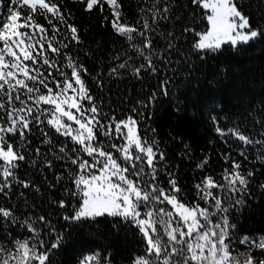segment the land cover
I'll return each mask as SVG.
<instances>
[{
	"label": "snow or ice",
	"instance_id": "6c2138e0",
	"mask_svg": "<svg viewBox=\"0 0 264 264\" xmlns=\"http://www.w3.org/2000/svg\"><path fill=\"white\" fill-rule=\"evenodd\" d=\"M10 2L15 6L0 18V195L11 199L14 187L32 188L40 194L39 185L20 179L18 169L30 155H43L39 147H30L29 135L34 129H39L44 138L42 144L50 150L55 147L44 130L48 127L73 143L71 148L61 145L53 153L55 159L76 166L69 179L74 185L71 195L79 198L78 207L72 205V215L63 219L80 222L119 217L136 227L145 247L132 264H264V235L237 237V225L231 220L232 213L243 207L245 197L250 195L254 172H243L241 163L232 159L230 167L220 173V180L207 173L200 178L194 184L196 199L187 200L175 174L161 167L165 155L155 129L140 128L138 117L144 114L134 108L136 115L117 120L115 115L104 113L90 95L83 79L90 73L70 54L69 45L82 41L78 28L69 23L71 14L66 8L62 11L63 0ZM80 2L89 12L97 6L103 11L107 4L113 30L129 43V49L113 57L121 62L110 69V76H119V70L125 69L141 79L142 72H158L157 60L168 62L165 53L175 50L176 37L172 32H162L160 23L171 19L175 0H146L147 6L139 8L140 19L134 24L123 17L118 0ZM239 2L191 0L205 26L200 31L186 26L181 35L192 34V48L198 53L219 51L224 45L236 49L264 38V28L252 26L249 16L238 7ZM38 16L48 26L38 23ZM195 16L194 13V20ZM157 36L165 42L163 50H157ZM129 50L135 55H130ZM135 59L143 63L137 66ZM97 85L101 86L102 81L98 79ZM162 92L167 94V82L162 84ZM155 99L153 93L147 102L138 104L147 108ZM148 131L153 133L151 138ZM215 131L233 135L244 146L264 147V139H253L238 127L225 131L217 126ZM239 155L247 159L243 149ZM221 156L228 164L231 153ZM260 158L264 160V154ZM208 162L205 157L196 167L203 171ZM31 163L36 166L37 161L32 159ZM42 163L49 170L53 167L51 159L45 158ZM161 172L168 177L167 187L160 182ZM54 179L58 184L64 176L56 174ZM48 186L55 187L51 182ZM260 187L264 189V184ZM19 197L27 202L23 191H19ZM58 204L61 208L69 206L63 199ZM37 221L48 226L43 215L21 221L15 207L0 204V223L20 224L32 234L12 239L10 246L0 243V264H50V254L64 238L57 233L49 246L41 238L43 228L37 226ZM237 241L245 250L237 247ZM110 256L108 253L101 260V253L96 251L83 256L79 264H111Z\"/></svg>",
	"mask_w": 264,
	"mask_h": 264
},
{
	"label": "trees",
	"instance_id": "16d2710c",
	"mask_svg": "<svg viewBox=\"0 0 264 264\" xmlns=\"http://www.w3.org/2000/svg\"><path fill=\"white\" fill-rule=\"evenodd\" d=\"M123 17L130 23L140 19L139 8L146 7V0H118ZM15 5L10 0H0V18L6 16ZM238 7L250 18L252 26L264 28V0H240ZM71 14L69 23L78 28L80 44L69 45L70 54L83 64L90 75H83L90 95L95 97L104 113L115 115L117 120L126 115H136L132 109L142 112L140 128L155 129L160 148L165 155L161 167L172 171L179 186L186 193V199L194 201V184L206 173L220 180V173L230 167L232 159L241 163V170L254 172L249 185L250 195L245 197V205L234 211L231 220L237 225L236 236L264 235V147L260 145L244 146L233 135H220L215 128L227 129L238 127L240 131L253 139H264V38L249 44H242L236 49L224 45L221 50L198 53L193 50L191 33L181 35L186 26L197 31L205 26L199 9L191 0H175L171 19L160 23L162 32H172L176 37V48L165 55L167 63L156 61L158 72H142V78H135L130 70L120 69L121 75H109L110 69L120 63L113 57L129 49V43L112 28L109 22L112 13L107 4L103 11L99 6L92 11H85V4L80 0H63V8ZM27 14L26 10H23ZM66 13V15H67ZM196 14L195 20L193 14ZM107 18V19H106ZM38 23L48 26L43 17H37ZM51 34V33H49ZM157 50H163L165 42L159 36L155 38ZM130 55H135L129 50ZM54 58V57H53ZM123 59V57H122ZM138 66L143 63L135 59ZM70 73V69H65ZM102 85H97V80ZM167 82V94L162 92V84ZM155 101L143 108L138 101L147 102L151 94ZM215 118V123L213 121ZM55 147L42 144L44 139L39 129L29 135L30 147H39L41 156L30 155L28 162H21L18 175L22 180H31L39 185L40 194L32 188H13L11 199L0 195V204L6 208L15 207V213L22 221L26 217L45 216L48 226L37 221L42 227L41 238L49 246L55 242L59 233L64 239L58 249L50 254V264H79L81 258L99 251L101 260L111 253V264H132L136 255L144 252V243L136 227L123 223L119 217L104 216L95 220L80 222L66 221V215H72V205L78 207V197H73L74 190L69 176L76 171V166L65 160L55 159L61 145L73 146L70 139L56 134L48 127ZM153 133L148 131L151 138ZM185 145L188 147L185 148ZM244 150L247 159L239 155ZM231 153L228 164L221 154ZM205 157L209 158L203 171L196 166ZM53 161L51 170L42 161ZM37 161L33 166L31 160ZM63 174L64 179L57 184L54 176ZM162 186L167 187L168 177L164 172L159 176ZM49 182L55 185L48 186ZM23 191L25 199L19 197ZM215 191V190H214ZM63 199L68 207H59ZM115 225V227H114ZM49 227L53 231L49 232ZM10 234V235H9ZM32 235L20 224L0 223V243L9 244L12 239H23ZM237 247L245 250L239 245Z\"/></svg>",
	"mask_w": 264,
	"mask_h": 264
},
{
	"label": "rangeland",
	"instance_id": "374dc122",
	"mask_svg": "<svg viewBox=\"0 0 264 264\" xmlns=\"http://www.w3.org/2000/svg\"><path fill=\"white\" fill-rule=\"evenodd\" d=\"M249 43H250V42H249ZM249 43H248V44H249ZM241 45H242V44H241Z\"/></svg>",
	"mask_w": 264,
	"mask_h": 264
}]
</instances>
